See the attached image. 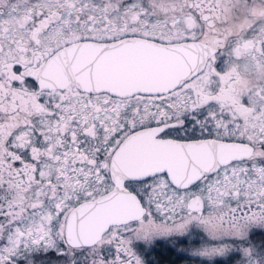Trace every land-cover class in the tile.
Masks as SVG:
<instances>
[{"label": "snow or ice", "instance_id": "snow-or-ice-1", "mask_svg": "<svg viewBox=\"0 0 264 264\" xmlns=\"http://www.w3.org/2000/svg\"><path fill=\"white\" fill-rule=\"evenodd\" d=\"M185 260L264 264V0H0V264Z\"/></svg>", "mask_w": 264, "mask_h": 264}, {"label": "rangeland", "instance_id": "rangeland-1", "mask_svg": "<svg viewBox=\"0 0 264 264\" xmlns=\"http://www.w3.org/2000/svg\"><path fill=\"white\" fill-rule=\"evenodd\" d=\"M182 264H191V262L185 260Z\"/></svg>", "mask_w": 264, "mask_h": 264}, {"label": "flooded vegetation", "instance_id": "flooded-vegetation-1", "mask_svg": "<svg viewBox=\"0 0 264 264\" xmlns=\"http://www.w3.org/2000/svg\"><path fill=\"white\" fill-rule=\"evenodd\" d=\"M184 261H180L179 264H182Z\"/></svg>", "mask_w": 264, "mask_h": 264}, {"label": "trees", "instance_id": "trees-1", "mask_svg": "<svg viewBox=\"0 0 264 264\" xmlns=\"http://www.w3.org/2000/svg\"><path fill=\"white\" fill-rule=\"evenodd\" d=\"M173 259H175V257H173Z\"/></svg>", "mask_w": 264, "mask_h": 264}]
</instances>
